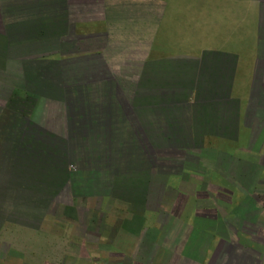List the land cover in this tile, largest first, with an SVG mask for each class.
Here are the masks:
<instances>
[{"label": "rangeland", "instance_id": "rangeland-1", "mask_svg": "<svg viewBox=\"0 0 264 264\" xmlns=\"http://www.w3.org/2000/svg\"><path fill=\"white\" fill-rule=\"evenodd\" d=\"M6 1L0 264H196L234 254L264 264L262 203L243 201L248 186L236 180L229 191L216 186L242 171L207 169L208 160L233 162L218 152L227 137L196 128V91L166 88V49L188 46L180 23L166 26V0H113L101 19L79 0H63L58 13L47 0L44 18ZM136 1L151 3L138 20L152 24L136 25L135 10L122 8ZM220 240L249 250L213 254Z\"/></svg>", "mask_w": 264, "mask_h": 264}, {"label": "crops", "instance_id": "crops-1", "mask_svg": "<svg viewBox=\"0 0 264 264\" xmlns=\"http://www.w3.org/2000/svg\"><path fill=\"white\" fill-rule=\"evenodd\" d=\"M79 1H81L82 9L92 8L94 11H98L94 16L95 18L100 16V19L103 16L102 9H108L113 2V0ZM2 2L5 5V0H0V5L3 4ZM125 2L131 3L129 0ZM9 3L12 8L24 9V13L28 14L29 10L34 13V9H37L41 18H44L46 4L49 3L51 7V2H47V0H7L6 5ZM28 4L29 6H26ZM64 5L66 4L63 0L53 1L52 12L58 13ZM145 7L150 9L151 3L136 1L134 5L122 8L135 10V14L131 16L135 24L147 26V24H152V20L146 23L138 20ZM166 8V26L180 23L178 25L183 27L184 41L188 45L181 49L167 48L166 53L161 50L162 53L167 54L168 78L171 81L166 84V88L169 85L173 93L172 86L175 83L177 84L175 89L185 90L187 95L196 91V94H191L196 98L192 100H198V105H201L203 109L197 113L192 110L188 114L191 118L194 116L204 118V122H200L196 128L202 130L208 137H227L228 148L223 144L218 147V152L225 154L223 155L225 158L229 156L233 162L225 167L228 163L222 165V159L219 162L212 161V163L208 160L209 167L207 169L209 171L235 170L236 176H239V170L242 172L235 179L224 178L223 175L216 186L223 187L221 190L229 191L223 185L230 186L234 180L245 184L248 188L246 195L243 196V198L245 197L243 201L262 203L263 209L264 0H166ZM11 15H15V13L13 12ZM2 20L3 16L0 11V28ZM189 25L196 27L193 28L196 30L191 33L187 29ZM178 33L182 34L181 28L178 29ZM39 35H42V32L36 29L32 35L36 37L32 40ZM165 38L167 43L168 41L173 42L169 34L168 37L165 35ZM191 104L196 105V102L188 101V105L193 106ZM218 152L216 153L218 154ZM248 189L249 191H247ZM228 199L231 203L237 202L239 196L232 195L230 192ZM202 217L205 218L203 215H196L195 220ZM220 223L221 227L227 225V221L226 223L220 221ZM186 226L190 227L187 224ZM221 247H227L234 251L249 250L239 244L236 246L231 243L224 244V241L220 240L213 254H218ZM203 260L204 258L196 264L216 262V258H209L204 262ZM6 261L4 260L3 263ZM227 261L220 260L219 263H216L260 264L259 257L255 258L253 254H241L240 256L234 254ZM21 262L23 264V261ZM182 264H190V261L186 260Z\"/></svg>", "mask_w": 264, "mask_h": 264}, {"label": "flooded vegetation", "instance_id": "flooded-vegetation-1", "mask_svg": "<svg viewBox=\"0 0 264 264\" xmlns=\"http://www.w3.org/2000/svg\"><path fill=\"white\" fill-rule=\"evenodd\" d=\"M225 251H228V250H225ZM216 253H217V252H216ZM211 264H217V263H216V262H215V263L213 262V263H211Z\"/></svg>", "mask_w": 264, "mask_h": 264}]
</instances>
